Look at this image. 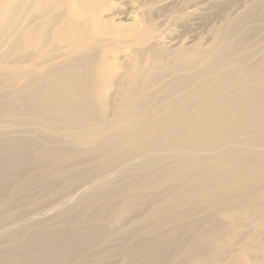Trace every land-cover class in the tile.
Wrapping results in <instances>:
<instances>
[{
    "label": "rangeland",
    "instance_id": "374dc122",
    "mask_svg": "<svg viewBox=\"0 0 264 264\" xmlns=\"http://www.w3.org/2000/svg\"><path fill=\"white\" fill-rule=\"evenodd\" d=\"M23 1L0 0V8L13 18ZM73 1L54 0L38 21L56 17L55 25L25 50H11L0 20V107L9 109L0 114V147L14 160L0 175V251L37 231L95 226L102 237L50 264H146L133 253L152 241L170 251L154 264H264V102L256 97L250 116L239 105L243 85L264 92V0H88L103 33L81 40L71 28L82 11L67 15ZM51 67L74 82L86 68H103L105 116L65 130L34 114L29 105L45 83L36 76ZM230 97L234 117H222L211 104ZM200 113L219 115L228 130L212 138L215 125L207 126L192 148ZM87 131L98 135L79 141ZM100 191L109 209L100 207Z\"/></svg>",
    "mask_w": 264,
    "mask_h": 264
},
{
    "label": "bare ground",
    "instance_id": "6f19581e",
    "mask_svg": "<svg viewBox=\"0 0 264 264\" xmlns=\"http://www.w3.org/2000/svg\"><path fill=\"white\" fill-rule=\"evenodd\" d=\"M66 3L67 2H65V4ZM55 4L58 3L54 2V0H24L15 6L16 14L13 18L7 17L9 9L7 10L4 7L0 8V20L2 21L1 26L4 28V35L12 42L11 50H25L26 48L43 44L46 40L43 30L46 26H54L56 17L48 19L42 23H39L38 20L44 19V17L48 16L50 11L55 8ZM30 10H33V16L31 18L25 16V13L30 12ZM94 10V3L88 0H74L71 8L68 10L67 15L75 14V16H78V12L82 11L81 14L83 17L79 19L81 21L77 22L71 28V33L76 35L78 39H87L92 32L94 33L96 31L98 34L103 33L98 32L100 31L99 27L101 24L97 15L94 13L92 16H88V14ZM65 15L66 13H61L56 16L63 17ZM86 20L90 26L82 32L84 26L83 23H85ZM76 42H74V44H77L76 48H78L79 43ZM195 54L196 52L194 51L182 52V55L187 57L194 56ZM57 70V68L51 67L46 73L36 76L42 78L45 83L41 85L44 87L42 94L39 96L40 98L36 100L34 99L35 103L29 105V108L34 114H36L43 121H47L51 124L55 123V125L52 124L53 126H56L58 123L65 124V130H68L75 124L92 121L96 117L105 116L109 103L106 100V91L101 84L103 79L106 77V72L103 68H99L96 72L89 71V68H86L85 72H83V75L77 82L60 76L57 74ZM48 83L50 84L45 86ZM249 88H251L250 83L243 85L242 95L239 101L240 106L243 105L250 109L247 116H250L251 113H253L252 102L256 97L261 98L264 102L263 91L255 92L253 90H249ZM71 93L77 94L78 97L76 99H72ZM131 93L132 92H130V94ZM232 98L234 97L229 98V102H227V100H220L211 104V107L216 110V113H221L220 116L233 118L234 113L228 109V104L233 101ZM18 101L19 100L16 101L17 104ZM8 110V108L0 107V114L7 113ZM262 110H264V106L261 107V112ZM120 112L122 113L123 109H121ZM220 116L207 115L205 113L192 116L193 126L189 132L192 140V144L190 146L192 148H198L201 146V142L208 133L207 126L215 125L213 135H210L212 138H215L218 134L228 130V128H224L220 124ZM229 126L231 129H234L233 120ZM97 135V132L87 131L84 132L83 135L78 136L77 139L79 141L90 142ZM164 139L169 142L166 138ZM129 140L134 143L138 149L141 148V146L136 143L137 136L135 134H132L129 137ZM22 141V139H17L13 142V144L17 147H22L24 143ZM20 149H22V151L19 152V156H21V154L25 155L23 148ZM19 153H17V155ZM75 156L76 153L71 152L69 153L68 158L73 159ZM12 157L13 156L11 154L5 152V150L0 147V175L8 168L13 167L12 161L14 162V160ZM51 160L57 164H62L60 157H54L51 158ZM58 171L60 175L64 177L66 176L63 169L60 168ZM42 172L46 174V169L43 168ZM11 178H14V176L11 175L8 177V180H12ZM2 184L3 179L0 178V193L2 190ZM22 189L23 188L20 187L19 193H22ZM96 198L100 203L101 208L104 209L108 207L107 193L100 191L96 194ZM109 208L110 207H108V209ZM1 213L2 210L0 209V214ZM95 218H98V215L92 216V219ZM104 233L105 231L103 229L95 228V226L70 227L50 233L37 231L34 236L27 238L10 251H0V264H50L51 258L57 257L63 260L64 258L73 257L77 253H80L85 248L91 236L102 237ZM149 243V250H136L133 253V261L139 257L146 264H154L155 262L165 261L167 259L170 251L169 245L166 242L152 241ZM97 256H99V254ZM241 262L242 259H239L231 264H240ZM129 264L133 263L130 262Z\"/></svg>",
    "mask_w": 264,
    "mask_h": 264
}]
</instances>
